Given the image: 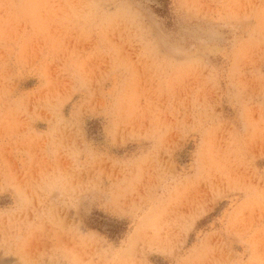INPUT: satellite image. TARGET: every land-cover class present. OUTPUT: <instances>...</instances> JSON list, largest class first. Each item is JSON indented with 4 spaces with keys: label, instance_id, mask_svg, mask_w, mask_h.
Listing matches in <instances>:
<instances>
[{
    "label": "rangeland",
    "instance_id": "1",
    "mask_svg": "<svg viewBox=\"0 0 264 264\" xmlns=\"http://www.w3.org/2000/svg\"><path fill=\"white\" fill-rule=\"evenodd\" d=\"M0 264H264V0H0Z\"/></svg>",
    "mask_w": 264,
    "mask_h": 264
}]
</instances>
